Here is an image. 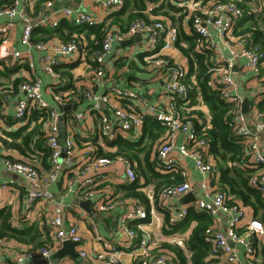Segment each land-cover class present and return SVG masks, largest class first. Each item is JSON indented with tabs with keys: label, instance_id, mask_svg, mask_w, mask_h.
I'll list each match as a JSON object with an SVG mask.
<instances>
[{
	"label": "built area",
	"instance_id": "obj_1",
	"mask_svg": "<svg viewBox=\"0 0 264 264\" xmlns=\"http://www.w3.org/2000/svg\"><path fill=\"white\" fill-rule=\"evenodd\" d=\"M172 1V0H171ZM202 0H173L172 3L179 8L189 11L188 18L191 21L192 32L199 35L203 40L197 50L199 52L209 50L212 52V66L209 68L210 86L221 93L227 102H237L238 110L235 113V131L246 143V154L238 163L241 170L254 169L250 185L264 194V153L259 144L258 133L264 131V112L259 111L255 99L254 109L245 114L241 110V99L238 93L237 81L232 69L234 62L245 59L246 65L255 73L264 70V51L252 45L251 35L235 36L234 28L238 26L243 17L242 9L232 0H212L204 4ZM19 0H13L11 5L0 6V18L8 16V20L0 23V63L6 67L22 66L27 62L33 67L31 60L27 59L20 50H16L9 44V34L16 25V19L24 20L21 42L24 45H33L42 52L41 67L43 71L52 77L50 90L57 102L61 103L64 98L59 88L65 83L61 80L57 68L62 64L60 58H73L81 53V42L75 35L72 40L63 42L61 40H46L32 43L34 31L40 28H57L59 20L54 17H62L74 26H96L103 22L90 13L71 7H56L54 0H47L36 11L35 18L29 16V5L19 8ZM123 0H107L106 5L110 9V14L121 9ZM264 4V1H263ZM214 31L220 40V44L212 36ZM139 37L147 50L146 60L152 68L157 71L163 83V91L167 96L160 102L148 103L146 99L135 90L113 86L107 92L99 93L92 89L84 93L91 102V109L101 118L99 147L109 151H114L115 146H110L119 136L132 141H138L143 135L144 123L147 117L152 118L161 126L167 129L165 137L161 138L156 150V158L153 160L158 171L170 173L181 172L185 181L182 184L164 188L159 195V208L166 209L172 200L194 191L193 184L187 180L188 170L182 167L178 158H190L196 170L203 176L202 188L206 191V198H200L195 203L197 210L205 211L211 216L224 212L228 218L225 231L215 229L210 225L205 229L203 238L210 248L208 261L210 264H243L240 262L238 248H242L247 259H254L258 244L264 243V221L248 217L245 206L238 200H232L225 191H216L211 187V183L218 177L216 162L210 154L208 140L198 135L197 129L203 126L206 121L198 114L193 113L195 104L192 103L191 94L197 84L195 76H191V82L187 81L188 69L182 65H171L166 55L173 50L179 40V33L175 27L168 28L165 23L158 20H147L145 18L136 19L129 26L128 30L121 34L107 30L101 48L93 54V61L97 64L96 80L105 75L107 66L105 59L112 51V44L115 40L122 41L126 38ZM161 43L160 49L159 44ZM225 46L228 55H222L220 46ZM40 80L27 81L20 84V91L25 93L23 98H19L15 104L14 120L19 125H26L29 122L32 109L37 107L41 110H49L50 121L46 124L44 131V142L51 154L52 171L49 174L40 173L31 163L25 160H15L4 156L2 164L6 170L14 175L22 177L28 185V200H42L50 202L53 194L49 191V186L57 177L62 164L72 167L75 161L76 143L68 138L66 140V152L62 157V147L59 141V127L56 120L60 113L51 110L49 104L43 97ZM13 86L5 90L4 100H10ZM264 93V89L262 91ZM198 97L202 98L200 94ZM197 97V98H198ZM127 107H122V103ZM145 107V111H138L140 107ZM108 109V111L106 110ZM249 118L254 123L253 132L248 127ZM205 121V122H204ZM205 128V127H204ZM258 132V133H257ZM184 134L185 139L182 144L175 143L177 134ZM88 145V143L86 144ZM89 148L86 157L73 169L78 183V189L87 197H91L89 186L98 181L108 178L107 168L115 161H124L128 167L126 169L125 180L128 183L137 179L136 171L130 166L129 161L122 156H102L97 149ZM177 156L176 157V154ZM13 183L5 182L0 184V196L10 188ZM97 210L107 212L112 209V203L107 198L98 199ZM188 206H184L180 212L171 216V224H176L185 219L188 214ZM151 210L150 216L155 219L158 216ZM149 213L145 207L136 203L134 209L125 214L123 219L148 218ZM63 209L60 204L55 207L54 216L47 220L51 227L52 241L56 245L45 244L32 250L26 249L12 261L1 262L0 264H25L26 261H40L42 264L50 263V258L54 254L56 247L65 242H74L80 246V256L88 258L89 253L83 247V235L76 224L64 227ZM124 235L128 239L130 248H134L133 260L138 259L142 264H174L173 255L171 259H166L164 255L154 256L150 247L145 241L137 242V231L135 229H124ZM99 239L102 236L98 237ZM6 240H0V245ZM105 251L96 253L91 258L97 264H133L132 261L123 258V252L109 241L104 240ZM235 244V246L232 245Z\"/></svg>",
	"mask_w": 264,
	"mask_h": 264
},
{
	"label": "crops",
	"instance_id": "obj_2",
	"mask_svg": "<svg viewBox=\"0 0 264 264\" xmlns=\"http://www.w3.org/2000/svg\"><path fill=\"white\" fill-rule=\"evenodd\" d=\"M44 1L47 0H19V8L28 4L29 16L35 18L36 11H38L35 10L37 9L36 4H41ZM164 1L165 0H160L158 3H147L145 14L150 21H161V19H163V17L154 14L151 10L162 5ZM172 1L166 0L165 4ZM54 2L56 7H71L90 13L98 17L101 22L109 20L110 9L106 5L107 0H54ZM6 3L7 0H0V6L7 5L8 3ZM163 10L165 11L166 9ZM185 11L189 13L187 9H185ZM183 12L174 13L175 20H167L165 22L168 28L175 27L178 30L179 40L180 36H183V33L188 35L194 34L191 29V21L188 15L183 16ZM54 19L59 20V25L63 27L65 32L69 30L67 29V24L69 22L66 19L56 16ZM7 20L8 16H2L0 18V23H4ZM66 21L68 23H65ZM23 27L24 20L17 18L16 25L11 29L9 34V44L16 50H20L27 55V59L31 60L34 66L30 67L28 61L23 62V65L18 67H6L0 63V184L5 182L13 183V185L0 196V209L8 206L11 207L13 224L18 228H26L34 224L40 228H47L48 234L44 235V240H47L49 245H56V243L52 241L50 233L51 227L47 223V220L54 216L55 207L58 206V204L62 206L64 227H68L71 224H76L79 227L83 235V247L89 253V257L82 258L79 253L80 246L75 245L74 251L79 254L78 257L65 254L62 258H55L54 256L56 253L63 249L64 244H62L56 247L54 254L50 258L49 262L52 264H97L91 257L96 253L106 250L104 241H102L103 238L112 243L117 250L122 251L124 259L132 262L134 261V264H139V261L136 263L135 259L133 260L135 252L134 248L129 247L128 239L123 233L125 228L140 230L142 233L141 241L147 243L154 256L164 255L166 259H171L170 253L174 257V253L172 252L173 249L170 248L171 251L168 247L164 246V244L173 246L177 244L185 253L187 259L190 260L192 253L188 249L186 243L189 241L193 228L196 226L197 222L190 221L188 228L183 229L182 225L180 231L176 232L172 231L171 226L168 224L166 225V216L171 217L177 214L184 206L195 208V203L198 199H207L206 191L202 188L204 176L196 170L190 158H178V162L182 167L188 170L187 180L195 187L194 191L190 193L195 196V199L186 203L184 202V197L187 194L180 196L172 200L166 209L155 208V206H157L153 201L155 186L160 180L154 178L153 173L160 171L153 165L154 168L152 167V171L150 172L146 166L143 154H141L142 162L140 163H132L128 159L127 160L130 166L138 173L137 175H139V184L142 185V187L138 190L147 194L150 199L149 207L127 195L128 191H126L125 186L128 184V181L125 180V175L128 165L124 161H115L112 166L107 168V173L109 174L107 179L98 181L89 186V192L92 194L91 197H87L81 193L78 189V183L75 181L76 174L73 169L86 157L89 150L87 146L97 149L99 155L101 153L111 152L105 148L99 147L98 141L100 138L101 118L100 114L91 109V102L84 95L86 91L92 89L95 92L104 93L113 86H118L137 91L148 103L160 102L167 97L163 91V83L160 77L156 75L157 71L148 64L146 57H142V53L147 54L142 39L133 37L126 38L122 41L115 40L112 44L111 53L104 61L106 63L105 66H107L105 75L99 80H96L97 64L93 61V54L96 50H94V44H92L95 40V36L93 34L91 35L88 30L82 31L80 30L81 28L78 29L77 31H82L80 34H75L79 36L81 42V53L77 56V59L60 58L62 64L57 68L61 80L65 83L62 88L58 89V91H61L60 93L64 98V101L59 103L50 90L52 77L47 75L41 67L40 59L42 52L37 50L33 45H24L21 42ZM51 29L52 28L48 27L34 31L32 43L35 44L46 40L67 41L60 37H53L51 39L46 38V31L48 30L49 32ZM108 30L114 32L119 31L121 34H124V31L117 27L116 24L110 25ZM212 36L220 44V40L214 31H212ZM89 41H91V43H89ZM160 46L161 43L158 46L159 48H157L158 50ZM220 52L222 55H228L225 46H220ZM165 57L169 58V60L175 64L186 67L189 71L188 57L176 48V46ZM246 63L247 61L245 59L235 61L232 72L237 81L238 93L241 99V110L244 99L248 98L250 100L251 112L255 107V99H262L264 70L260 73H255L247 67ZM35 80H40L42 82L43 97L47 104H49L51 110L60 113V116L56 120L57 125L59 124L60 117H63L66 127L65 141L71 138L77 145L74 165L69 167L65 163L62 164L56 179L52 181L49 186V191L53 194V200L50 202L42 200H35L34 202L29 201L27 194L28 185L25 180L19 176L16 178L15 175L6 170L2 164L3 157L8 156L15 160H25L31 163L40 173L45 175L49 174L53 169L51 154L46 157L48 150L44 140L42 144L32 142L30 144V151L27 149L25 154L16 147L8 146L5 143V141L8 143L14 141L12 135L17 133L22 127L14 120L15 104L19 98L25 96V93L20 91V84ZM9 86H13V92L8 101L4 100L3 96L5 95V90ZM121 105L122 107H127L125 102ZM194 109L201 113L204 120L209 124L211 119L210 110L202 98L198 97L196 99ZM106 110L108 111L107 108ZM138 111L144 112L145 107H140ZM49 121L50 119L48 122ZM33 125L34 124H32L31 127H33ZM44 127H46V124ZM248 127L253 132H256L254 123L250 118ZM44 131H46L45 128ZM166 134L163 137H165ZM258 137L260 147L264 153V131L259 132ZM184 139V134H177L175 143L178 145L182 144ZM15 143L20 145L21 137L15 140ZM87 143L88 145H86ZM155 147L156 144L150 154L149 160L151 163L156 158ZM175 155L178 157L177 153ZM143 171H145V173H142ZM254 172L255 170L253 169V173ZM160 173L164 174L163 172ZM104 198H107V201L112 203V209L107 212H100L97 210L96 202L98 199ZM88 201H90L92 205H89ZM136 203L142 204L146 210L150 208L152 210L154 208V213L158 218L153 219L150 216L149 222L134 218L124 220L123 216L131 212ZM244 206L248 213V217L259 219L260 215L256 216L253 208L246 205ZM212 218V225L215 226V229L220 231L226 230L228 218L224 212L212 216ZM99 236H102V238L99 239ZM53 245H51V247ZM161 245L163 248H160ZM232 245L235 246L234 243H232ZM30 247V245L19 242L13 238L6 240L4 244L0 245V263H10L15 256L26 249H30ZM238 255L240 262L243 264H264V243L262 245L258 244L257 254L254 259H247L242 248H238ZM25 264H42V262L29 260L26 261Z\"/></svg>",
	"mask_w": 264,
	"mask_h": 264
},
{
	"label": "trees",
	"instance_id": "obj_3",
	"mask_svg": "<svg viewBox=\"0 0 264 264\" xmlns=\"http://www.w3.org/2000/svg\"><path fill=\"white\" fill-rule=\"evenodd\" d=\"M123 1L124 4L121 9L112 12L108 17L109 20L100 25L74 26L66 21L65 23H68L67 25L69 27L68 28L66 26L67 29H69L66 31L67 34L65 30H63V27L59 25L57 28H52L49 32L47 30L46 38L51 39L53 37H60L64 40L70 41L73 37H75V34H80L82 31L88 30L91 35L93 34L95 36V40L92 44H94V50H98L103 43L105 33L110 25L116 24L117 27L125 32L136 19L145 18L150 20L145 14L147 10V3H158L160 0ZM208 1L210 0H204L203 3L206 4ZM232 1H234L243 11V17L238 26L234 28L233 34L235 36L242 37L251 35L252 45L257 46L264 51V0ZM12 2L13 0H7L8 4H6L11 5ZM44 2L41 4L38 3V5L36 4L37 9L35 10H38ZM165 2L166 0L162 5H159L157 8L151 10L154 14L163 17V19H161L163 23L167 20L174 21V13H182L185 11V9L177 7V5L172 2H168L167 4H165ZM163 9L166 10L164 11ZM185 15H188L187 11L183 12V16ZM78 29L82 31H77ZM182 35L183 36H180V40L176 42L175 46L186 57H188L189 71L187 81L191 82V76H195L196 79L197 84L194 86V90L191 94L192 103L196 104V99L200 94L203 101L208 106L211 115L209 124L206 122L203 126H200L197 129L199 137L208 140L210 145V154L216 162L218 177L211 183V187L215 188L216 191H225L227 196L231 197L232 200H239L243 205L250 206L255 211V215H260L259 219L264 220V194L250 185L253 169L246 171L238 168V163L246 154V143L239 135H237L235 131L234 117L236 111L238 110L237 102H227L223 99L219 91L214 90L210 86L209 81L211 73L209 72V68L212 66V52L209 50L202 52L196 50L197 46L201 44L203 39L195 33L192 35L183 33ZM89 43H91V41H89ZM147 55L148 54L142 53V57H146ZM166 59L169 60L167 57ZM170 64L176 65L172 61H170ZM257 108L259 111L264 112V93H262V99L257 103ZM193 113L198 114L203 118V115L196 110H194ZM49 114V110H41L37 107L33 108L29 122L24 126L22 125L21 129L12 135L14 141L9 143L5 141V143L8 146L16 147L23 154H25L27 149L30 151V144L32 142L42 144L44 140V126L50 119ZM32 124H34L33 127H31ZM166 132L167 129L165 127L148 117L144 123L143 135L138 141H132L119 136L113 143L109 144L110 146H115L116 150L101 153L100 155L109 157L122 156L132 163H140L142 162L141 154H143L146 166L151 172L152 167L154 168V163L153 161L151 163L149 160L150 154L153 151V147L156 142L159 141V139H161ZM20 137L21 143L18 145L15 143V140L20 139ZM49 154L50 151L48 150L46 157L49 156ZM142 173H145V171ZM136 174L138 173L136 172ZM153 177L160 180L155 186L153 199L155 205H157L155 208H159V195L164 188L182 184L185 181L181 172L177 171L167 174L154 172ZM140 187H142V185L139 184V175H137L135 182L126 184L125 189L128 191L127 195L149 207L150 199L146 193L138 190ZM147 211L149 216L145 219V221L149 222L151 208ZM170 219L171 217L166 216V225L168 224L171 226L173 232L180 231L182 225L183 229L188 228L190 221L197 222L196 226L193 228L189 241L186 243L188 249L192 253L190 260L187 259L185 253L177 246V244L176 246L164 244V246L169 249H173V251L170 249L174 253L173 263L210 264L208 261L210 248L204 241L203 233L205 229L212 225V216L205 211L189 207L188 214L184 220L172 225ZM46 229L47 228L45 227L40 228L35 224L26 228H18L13 224L11 207L8 206L0 209V240L13 238L19 242L30 245V249L35 250L42 245L49 244L47 240H44V235L48 234ZM135 230L138 234L137 242H140L142 233L140 230ZM160 248H163V246L161 245ZM137 261H139V264H142L140 260L136 259L135 262L137 263Z\"/></svg>",
	"mask_w": 264,
	"mask_h": 264
},
{
	"label": "water",
	"instance_id": "obj_4",
	"mask_svg": "<svg viewBox=\"0 0 264 264\" xmlns=\"http://www.w3.org/2000/svg\"><path fill=\"white\" fill-rule=\"evenodd\" d=\"M242 112L245 114H248L250 112V100L248 98L244 99L243 105H242ZM59 127H60V144L62 146L63 152H62V157H64L65 152H66V127H65V122L63 120V117H60L59 121ZM195 199V196L192 193H188L184 197V202L188 203L191 202ZM89 205H92L90 201H88ZM76 243L74 242H65L63 249L58 251L56 255L54 256L55 258H62L65 254H70L73 257H78L79 254L74 251Z\"/></svg>",
	"mask_w": 264,
	"mask_h": 264
},
{
	"label": "rangeland",
	"instance_id": "obj_5",
	"mask_svg": "<svg viewBox=\"0 0 264 264\" xmlns=\"http://www.w3.org/2000/svg\"><path fill=\"white\" fill-rule=\"evenodd\" d=\"M204 0H202L201 2H203ZM212 0H210V1H208V2H211ZM160 141V140H159ZM159 141H157V143H156V147H155V150H157V145H158V143H159ZM15 177L17 178L18 177V175H15Z\"/></svg>",
	"mask_w": 264,
	"mask_h": 264
}]
</instances>
